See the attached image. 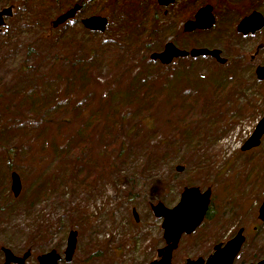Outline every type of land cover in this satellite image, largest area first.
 <instances>
[{
  "label": "rangeland",
  "instance_id": "374dc122",
  "mask_svg": "<svg viewBox=\"0 0 264 264\" xmlns=\"http://www.w3.org/2000/svg\"><path fill=\"white\" fill-rule=\"evenodd\" d=\"M135 1L150 4L152 0ZM153 1L158 26L153 24L154 34L150 36V50L146 54L148 60L151 53L161 52L166 43L181 50H224L229 44L233 47L237 40H243L241 50L248 49L244 52L245 58H230L224 65L209 57H199L175 66L179 72L173 86L175 90H200L207 102L213 99L219 83L235 75V80L227 87L229 100H224L213 112H204L202 121L197 123L202 133L199 149L201 154L207 152V163L201 169H195L190 162L175 164L177 160L174 159L184 152L181 148L174 157L176 143H182L183 131L180 128L173 131L168 126L169 122L175 124L181 117L177 100L164 101L154 110L155 117L143 119L127 107L129 99L124 88L133 72L147 71L155 65L135 57L126 65L120 62L121 65L116 66L108 63L103 55V60L93 66L88 87L82 91L74 83L66 95L75 103L89 98V110L102 112L99 113L102 127L106 121L103 119L105 113L121 104L123 153L120 158L110 156L107 159L106 179L96 178L95 185H99L100 194L93 191L73 196L64 187L59 189L65 193L63 204L52 200L37 204H29V201L38 183L45 178L48 181L55 167L57 156L52 141L63 144L64 138L76 131L79 119L73 116L71 109L46 115L38 108L22 106L20 100L26 89L35 85L46 97L63 99L67 84L63 59L69 54L67 47L82 44L91 54L99 50L106 39L111 40L112 35L121 36L123 28L119 29L117 21H120L119 12L124 13L120 11L123 0L85 1L87 6L81 13L57 28L51 27V21L71 6L57 14L49 11L35 16L22 9L21 0L0 2V9L12 8V16L0 32V104L12 99L11 104L15 107L11 110H16L21 119L27 123L42 120L49 124L42 127L36 138L27 134L0 139V156L12 148L18 150L10 152L12 169L8 180L3 178L0 183V264H3L1 248L9 249L16 256L30 252L26 264H37L36 258L52 248H58L62 253L70 230H76L78 236L69 264H149L158 259L157 250L165 246L161 220L153 216L150 207L161 203L172 208L186 187H195L201 192L210 190L209 206L212 205L214 216L204 218L192 234L181 236L172 252L171 264L205 259L213 245L225 244L239 229L243 230L245 242L233 264H248L263 257L264 222L258 219V209L264 199V183L257 182L253 173L260 171L261 176L264 172V137L257 148L243 152L241 147L264 117V84L254 80L252 72L257 63L251 65L248 59L252 49L250 42L255 40L238 39L232 29L252 7L239 0H174L167 7ZM205 5L212 7L213 28L183 33L181 24L193 20L196 11ZM256 11L264 15V3ZM90 16L107 19L104 32H90L81 25L80 20ZM63 32L68 39L57 43L56 38ZM141 55L144 56V52ZM228 55V51L222 54L225 58ZM105 95L109 101L102 105L100 101ZM101 126L90 137L94 149L102 148ZM176 166H182L184 170L178 173ZM12 172L21 181V191L16 198L10 191ZM55 193L53 191L52 195ZM29 205L34 210L32 214H28Z\"/></svg>",
  "mask_w": 264,
  "mask_h": 264
},
{
  "label": "trees",
  "instance_id": "16d2710c",
  "mask_svg": "<svg viewBox=\"0 0 264 264\" xmlns=\"http://www.w3.org/2000/svg\"><path fill=\"white\" fill-rule=\"evenodd\" d=\"M7 1L10 0H0V2ZM21 1L23 3V10H26L30 15L33 13L35 16H40L49 11L55 14L60 13L75 3L79 4L82 10L87 6L85 1L88 0H77L76 2L75 0ZM152 4H155L153 0L150 4L142 1L123 0L120 11L123 10L124 13L119 12L120 18L118 20L120 21H117L119 29L123 28L122 34L121 36L112 35L111 40L106 39L99 50L90 54V50L84 49L82 44L79 47H67L69 54L65 55V59H63L67 82L63 99H59L57 96L53 98L50 96L46 97L43 94V90L37 85L26 89L25 94L20 100L22 106L30 105L38 108L46 115L59 111L65 112V109H71L73 110V116L79 119L76 131L73 135L64 138L63 144H56L52 141L51 146L54 148V153L57 156L55 167L48 177V181H45L47 179L45 178L38 183L37 189L32 193L29 204L43 203L50 200H52L51 202L63 204L65 193L59 189L64 187L68 188L73 196H78L81 193L91 194L93 191H96L97 194L101 193L99 185H95L96 178L101 181L106 179L109 170L107 159L110 156L120 158L123 153L120 123L122 124L124 117L120 110L121 104L115 107L112 112L105 113L103 119L106 121L102 123V127L99 119V113L102 112H92L89 110V98H83L75 103V101L68 99L66 94L71 92L70 89L74 83H77L79 85L78 89L82 91L88 87L93 66L99 60H103V55L107 57L108 63L116 66L121 65L119 64L120 62H124V65H126L130 59L135 57L141 60H148L146 54L150 50V36L154 34L153 24L158 26ZM81 10L78 13H81ZM98 11L101 10L98 9ZM67 37L66 33L63 32L56 38V41L57 43H63L68 39ZM142 52H144V56L141 55ZM192 60L187 58L186 60L177 59L168 66L161 65L157 61L148 60V63L155 65V68L151 67L147 71L142 69L138 72H133L132 78L128 85H126L127 87L124 88V91L129 99L127 107L132 108L134 114L139 119L155 117L154 110L160 104L164 101L177 100L176 107L178 112L181 113V117L177 118L175 124L169 122L168 126H171L173 131L176 128H180L183 131L182 143H176L177 148L174 150V157L177 156L176 154L180 152L181 148H183L184 152H182V156L174 159L177 160L175 164H188L190 162L194 164L195 169H201L208 159L205 154L207 152L201 154L202 151L199 149V143L201 142L200 134L202 133L197 127V123L202 121L204 112H213L219 104L225 102L224 100H229L227 87L231 81L235 80V75L219 83L214 91L213 99L207 102L208 100L200 90L187 89V92H183L184 89L175 90V87H173L179 74L175 66L177 67L178 63L185 65ZM105 98H107L106 95L103 96L104 100L100 101L102 105H105L109 101V98ZM11 102L12 99H8L2 101L0 104V127L2 126L0 139L1 137L14 138L16 136L19 138V136L27 134L36 138L39 135V131L43 130L42 127L49 125L46 121L42 120L27 123V121L21 119V115L16 110H11L12 107H15ZM16 107L19 108L20 106ZM41 122H43V125H40ZM99 125L102 130V148L94 149V146L90 143V137ZM10 152L15 153L18 150L12 148V150L0 156V183L3 178L8 180V173L12 169V156ZM259 172L253 174L257 182L264 183V172L261 176H259ZM51 178H53L52 181H49ZM121 180L127 182L126 179L122 178ZM103 186L104 182H102V189ZM187 186L189 185L187 184ZM53 191L56 193L52 195ZM30 206L28 207V214H32L31 211H34ZM1 210L2 208H0V212ZM212 213L213 207L210 205L205 218L213 217ZM38 225L40 226L39 218Z\"/></svg>",
  "mask_w": 264,
  "mask_h": 264
},
{
  "label": "water",
  "instance_id": "95a60500",
  "mask_svg": "<svg viewBox=\"0 0 264 264\" xmlns=\"http://www.w3.org/2000/svg\"><path fill=\"white\" fill-rule=\"evenodd\" d=\"M174 0H157L159 6L167 7L173 4ZM81 10L79 4L72 5L51 21V27L57 28L60 25L72 20ZM11 16V8L0 10V28L4 24V18ZM81 25L90 32L102 33L106 29L108 21L101 16H90L80 20ZM214 25L212 7L205 5L200 7L194 14L193 20H188L183 25L184 32L195 30H209ZM264 27V19L258 12H252L243 18L236 27V31L242 35L254 33ZM199 58L209 57L220 65L226 63V59L221 56L218 49L192 48L190 50L178 49L172 43H166L161 52L151 53V61H157L161 65L168 66L173 60L179 58ZM258 80L264 81V66L255 69ZM264 137V117L256 124L252 134L241 147V151H249L257 148ZM184 170L182 166H176L175 171L180 173ZM10 191L14 198L18 197L21 191V181L19 176L12 172L10 174ZM210 190L200 191L195 187H186L179 196V201L172 208H166L161 203H156L150 207L153 216L161 220L162 238L165 246L157 250V260L149 264H171L172 252L176 249L181 236L193 233L203 221L210 202ZM135 221L137 216L133 211ZM258 219L264 222V199L258 209ZM243 230L239 229L236 235L224 246L214 247V253L206 261L203 259L187 260L184 264H232L233 259L240 251L244 242ZM76 231H70L66 239V247L63 253L66 262L71 261L76 246ZM3 264H24L29 257V252H25L21 257L15 256L9 249L2 248ZM60 256L55 251H50L37 258L38 264H57ZM255 264H264V242L263 257Z\"/></svg>",
  "mask_w": 264,
  "mask_h": 264
},
{
  "label": "flooded vegetation",
  "instance_id": "af4514ba",
  "mask_svg": "<svg viewBox=\"0 0 264 264\" xmlns=\"http://www.w3.org/2000/svg\"><path fill=\"white\" fill-rule=\"evenodd\" d=\"M240 1V3H245V4H247L248 6H251L252 8H251V11L249 10L248 12H246L247 14H246V16H248V15H250L252 12H258V11H256L257 10V8L259 7V6H261L262 5V3H264L263 2V0H239ZM11 8V7H10ZM1 10V9H0ZM258 13H260V12H258ZM193 15V14H192ZM262 15V17H263V19H264V15L263 14H261ZM11 16H12V8H11ZM10 16V17H11ZM10 17H8V18H4V24H3V26L1 27V28H3L4 27V25H5V23H6V20L7 19H9ZM191 18H192V16H191ZM191 18H189V19H191ZM186 21H188V20H185L182 24H181V30H182V32L183 33H185V34H192L193 32H196V31H201V30H195V31H192V32H184L183 31V25H184V23L186 22ZM215 21V20H214ZM238 24V23H237ZM237 24H235V25H233V27H232V29L234 30V33L238 36V39H240V38H242V39H245V38H251V40L252 39H254L255 41H256V38H259L260 40L258 41V39H257V41L255 42H250V44H252V49H251V53L249 54V62H250V64L251 65H253L254 63H257V65L255 66V68L253 69V72H252V76H253V78H254V80L255 81H257V83H260V84H264V81H262V80H258L257 79V77H256V75H255V69L257 68V67H263L264 66V40H262V39H264V34H263V32H264V27H262L260 30H257V31H255L254 33H248V34H246V35H242V34H240V33H238L237 31H236V27H237ZM214 26V25H213ZM213 26H212V28H213ZM229 26H231V25H229ZM1 28H0V32H1ZM210 30V29H209ZM259 36V37H258ZM236 39H234V41H235ZM241 41H243V40H237V42L236 43H233V47L229 44L228 46H227V50L226 49H224V50H220V49H218L219 51H220V53H221V56H222V54H223V52H229V55L228 56H226V58L225 57H223V58H225L226 59V63H227V61L230 59V58H240V59H243V58H245V55H244V52H247V50H244V51H242L241 50V47H240V44H241ZM217 49V48H216ZM183 50H189V49H183ZM229 56H232V57H229ZM186 58H189V57H186ZM186 58H179V59H186ZM192 59V58H191ZM194 59H197V58H194ZM225 63V64H226ZM224 65V64H223ZM252 78V79H253ZM206 216V215H205ZM205 218V217H204ZM70 231H76V230H70ZM69 231V232H70ZM68 232V233H69ZM76 233H77V236H78V232L76 231ZM192 234V233H191ZM243 234V233H242ZM184 235V234H183ZM182 235V236H183ZM190 235V234H189ZM236 235V234H235ZM234 237V236H233ZM232 237V238H233ZM66 239H67V237H66ZM76 240H77V237H76ZM228 242V241H227ZM226 242V243H227ZM244 242H245V238H244ZM244 242H243V244H244ZM243 244H242V246H243ZM217 245H221V246H224L225 244H215V245H213L212 246V251L210 252V254L205 258V259H203L204 261H206L209 257H211L212 256V254L214 253V247L215 246H217ZM242 246H241V248H240V251L238 252V254L235 256V258L233 259V262H232V264L235 262V260L237 259V257L239 256V254H240V252H241V249H242ZM65 247H66V240H65V243H64V249H63V251H62V253H59V250H58V248H52V249H50V251H55L59 256H60V259H59V261L57 262V264H60L61 262H64V263H66V264H69L71 261H72V259H73V256H74V253H75V250H76V246H75V250H74V253H73V256H72V259H71V261H69V262H66L65 260H64V256H63V253H64V250H65ZM2 249V248H1ZM50 251H48V252H50ZM28 252V251H27ZM48 252H46V253H48ZM2 253V252H1ZM46 253H43V254H46ZM24 254V253H23ZM22 254V255H23ZM42 254V255H43ZM3 255V254H2ZM15 255V254H14ZM21 255V256H22ZM30 252H29V257H30ZM16 256V255H15ZM21 256H19V257H21ZM41 256V255H40ZM29 257L27 258V260L29 259ZM39 257V256H38ZM37 257V258H38ZM37 258H36V262H37V264H38V261H37ZM197 259H199V258H197ZM200 259H202V258H200ZM262 258H259L257 261H255V262H250V263H248V264H255V263H257L258 261H260ZM27 260L24 262V264H26V262H27ZM188 260V259H187ZM187 260H185L184 261V263L187 261ZM196 260V259H195ZM3 263H4V258H3ZM184 263H182V264H184Z\"/></svg>",
  "mask_w": 264,
  "mask_h": 264
},
{
  "label": "bare ground",
  "instance_id": "6f19581e",
  "mask_svg": "<svg viewBox=\"0 0 264 264\" xmlns=\"http://www.w3.org/2000/svg\"><path fill=\"white\" fill-rule=\"evenodd\" d=\"M77 4V3H76Z\"/></svg>",
  "mask_w": 264,
  "mask_h": 264
}]
</instances>
